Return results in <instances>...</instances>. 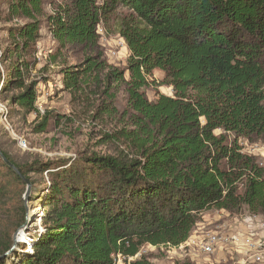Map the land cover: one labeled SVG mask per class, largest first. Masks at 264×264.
I'll return each instance as SVG.
<instances>
[{
	"label": "trees",
	"instance_id": "16d2710c",
	"mask_svg": "<svg viewBox=\"0 0 264 264\" xmlns=\"http://www.w3.org/2000/svg\"><path fill=\"white\" fill-rule=\"evenodd\" d=\"M43 4L6 0L4 10L5 23L22 24L7 29L14 42L0 59L16 61L0 96L25 115L39 114L25 57L39 38ZM46 20L59 48L84 51L80 69L61 72L62 91L77 100L99 95L93 118L121 124L110 138L124 150L18 165L0 147L32 190V175L47 178L37 188L39 229L20 253L22 242L9 252L24 227L26 184L0 158V264H114L116 255L152 264L144 246L178 247L206 212L264 221V165L239 144L264 141V0H63ZM111 21L128 49L123 69L98 51L97 27ZM154 71L171 97H146ZM119 88L127 96L121 112ZM49 119L45 113L34 131L45 132ZM62 119L70 121L54 116Z\"/></svg>",
	"mask_w": 264,
	"mask_h": 264
},
{
	"label": "rangeland",
	"instance_id": "374dc122",
	"mask_svg": "<svg viewBox=\"0 0 264 264\" xmlns=\"http://www.w3.org/2000/svg\"><path fill=\"white\" fill-rule=\"evenodd\" d=\"M101 2V0H98ZM63 0H44L43 16L39 18V38L33 46V50L25 57V61L30 63L27 73L26 83L35 84L36 108L39 114H23L22 111L10 106L7 100L0 96V103L6 106L7 121L12 130H6L2 124L0 114V147L18 165H24L32 161H43L54 163L63 159H73L75 156L96 153L99 155H116L124 150L120 143L116 142L111 135L119 130L121 124L112 118L99 116L93 118L94 105L98 101L99 95H89L82 100H77L68 92L62 91L61 72L66 68H81L84 59V51L80 47L59 48L51 35L49 22L46 17L52 14L55 6ZM6 0H0V54L14 41L7 36L8 27L21 25V21L5 23ZM98 36V51L102 53L107 64L117 68H125L128 57V49L120 45L113 22L107 26H102ZM15 58L3 61L0 59V84L5 73L10 69ZM163 73L154 71L150 79L151 84L144 89L149 101L155 99V93L172 96L170 87L162 85ZM127 96L123 88L116 90L115 106L121 112L126 106ZM49 113L48 126L43 133H36L35 127L41 122L42 116ZM55 115H62L70 121L62 119L59 123L54 120ZM22 137L27 143L26 149L18 146L16 138ZM109 137V138H107ZM242 152L254 157L259 165H264V154L261 150L264 141L240 140ZM36 182L27 200L24 201L22 194L21 201L25 207L24 227L18 229L14 234L20 233V240L16 246L22 242V247L17 246V253H20L26 245L23 240L28 236H33L40 227V216L42 207L38 197L37 188L39 182L46 181V174L43 176H31ZM26 190V187H25ZM24 190V193H25ZM14 203H7L6 210L13 211ZM215 210L211 211V214ZM210 212V211H209ZM13 215V212H11ZM248 214L242 211L239 214H230L229 217L220 219L219 224L227 222L235 225ZM217 223V225H218ZM6 224V223H3ZM216 225V226H217ZM224 231H228L225 229ZM28 242V240H26ZM15 246V247H16ZM190 253V252H189ZM188 252H176L169 248H152L144 246L141 255L147 257L152 264H224L223 259L215 261V257L208 261L198 252L194 255Z\"/></svg>",
	"mask_w": 264,
	"mask_h": 264
},
{
	"label": "built area",
	"instance_id": "2783aa9c",
	"mask_svg": "<svg viewBox=\"0 0 264 264\" xmlns=\"http://www.w3.org/2000/svg\"><path fill=\"white\" fill-rule=\"evenodd\" d=\"M101 30V25H99L97 27L98 34ZM119 42L120 45L126 47L123 39L120 38ZM6 110V106L0 103L2 124H4L6 130L9 131L12 129L7 121ZM16 141L20 148L26 149L27 143L25 139L20 137L16 138ZM261 150L264 154V145ZM243 221L244 223L256 225L258 230H260L259 233L251 231L226 232L219 229L203 227L196 233H191L188 240L178 247L168 248L176 252H190L189 254L192 255H194L193 252L195 253L196 251V253L198 252L208 261L213 257L217 258L219 254H224L226 256L223 260L224 264H264V221H260L259 217L255 215H249L245 217ZM123 260L124 258L121 255H116L114 257V264H124Z\"/></svg>",
	"mask_w": 264,
	"mask_h": 264
},
{
	"label": "crops",
	"instance_id": "0c3cea01",
	"mask_svg": "<svg viewBox=\"0 0 264 264\" xmlns=\"http://www.w3.org/2000/svg\"><path fill=\"white\" fill-rule=\"evenodd\" d=\"M229 213H227L226 211L220 210V211H214L213 214H211L210 212H206L203 216L201 221L195 226V228L192 231L196 233L197 231H199L201 228H210V229H219L221 231H224L225 229H227L228 231H251V232H255V233H259L260 230H258L257 226L254 224H248V223H244V218L241 220V222H239L238 224L235 225H229L227 222H222L221 224H219L218 222H220V219L222 218H228L229 217ZM250 214H248L247 216H249ZM246 216V217H247ZM259 217V216H258ZM260 221H263L261 217H259ZM218 223V225H217ZM217 225V226H216ZM222 258L223 260L226 258V256L224 254H219L217 256V259H215V261L218 262V259Z\"/></svg>",
	"mask_w": 264,
	"mask_h": 264
},
{
	"label": "water",
	"instance_id": "95a60500",
	"mask_svg": "<svg viewBox=\"0 0 264 264\" xmlns=\"http://www.w3.org/2000/svg\"><path fill=\"white\" fill-rule=\"evenodd\" d=\"M0 158L3 161V163L10 170H12L16 175H19L23 179L24 183L26 184V190H25V193H24V201L27 202V200H28V198L30 196V193H31V184H30V182L26 178H24L23 176L20 175V173L18 172L16 167L12 163H10V161L8 159H6L1 152H0ZM19 240H20V233L19 234L18 233L14 234L13 235V245H12L11 249L9 250V252L14 249V247L19 242ZM6 254H8V253H6Z\"/></svg>",
	"mask_w": 264,
	"mask_h": 264
},
{
	"label": "bare ground",
	"instance_id": "6f19581e",
	"mask_svg": "<svg viewBox=\"0 0 264 264\" xmlns=\"http://www.w3.org/2000/svg\"><path fill=\"white\" fill-rule=\"evenodd\" d=\"M20 238H22V237H20Z\"/></svg>",
	"mask_w": 264,
	"mask_h": 264
}]
</instances>
